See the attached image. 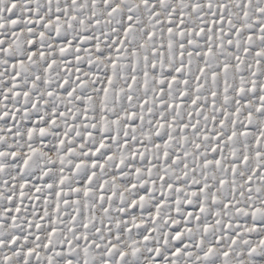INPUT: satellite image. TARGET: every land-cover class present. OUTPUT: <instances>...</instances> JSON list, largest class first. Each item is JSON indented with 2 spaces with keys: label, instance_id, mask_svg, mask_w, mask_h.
<instances>
[{
  "label": "rangeland",
  "instance_id": "rangeland-1",
  "mask_svg": "<svg viewBox=\"0 0 264 264\" xmlns=\"http://www.w3.org/2000/svg\"><path fill=\"white\" fill-rule=\"evenodd\" d=\"M0 264H264V0H0Z\"/></svg>",
  "mask_w": 264,
  "mask_h": 264
}]
</instances>
